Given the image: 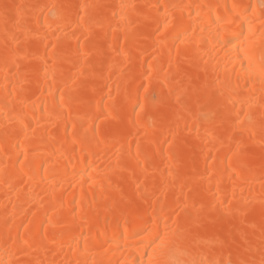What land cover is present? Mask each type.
<instances>
[{"label": "bare ground", "instance_id": "1", "mask_svg": "<svg viewBox=\"0 0 264 264\" xmlns=\"http://www.w3.org/2000/svg\"><path fill=\"white\" fill-rule=\"evenodd\" d=\"M259 4L0 0V264H167L163 221L200 264H261ZM241 5L251 25L218 43L208 25Z\"/></svg>", "mask_w": 264, "mask_h": 264}, {"label": "snow or ice", "instance_id": "2", "mask_svg": "<svg viewBox=\"0 0 264 264\" xmlns=\"http://www.w3.org/2000/svg\"><path fill=\"white\" fill-rule=\"evenodd\" d=\"M172 7L176 8L177 6L173 5ZM184 7L192 8V7H198V6L186 5ZM235 7L236 6H234V8ZM239 7L242 9V11L237 12L233 10L231 11L230 15H225L223 17H217L215 20L211 22V24L208 25L207 30L209 31L211 36L216 38L218 43L221 42L219 40L220 33L226 30L229 25H234L236 22H239L241 25L245 23L251 25L250 16L255 11L256 6L241 5ZM258 7L261 11V14L264 15V0H260V4L258 5ZM193 15L199 16V12L189 13V17ZM171 22H172V18L170 14L165 10L164 19L157 28V44L158 45L164 42L163 40L160 39V36L163 34L164 31L168 29ZM199 31L201 30L189 24L187 28L184 29V31L180 32L177 35V39H179L180 42H183L182 38H189L190 42L195 43V40L197 38ZM249 31H251L250 27H249ZM241 35H243V33H241ZM204 43L207 44L208 41L205 40ZM234 59L240 61L241 66H243L244 61L247 60L248 67L245 69L246 74L249 77L255 74L251 59L249 58L247 52L242 47H237L235 49ZM260 75L264 77V70L261 71ZM146 91L147 89L145 88V92ZM143 108H144V103L141 101L139 97H137L136 103L134 105V112L137 110L142 111ZM93 135H95V126L93 127ZM163 222L166 225V227L164 228L163 231H159V230L157 231L155 237L152 240V244H154L157 248H161V249L167 246L169 248V251L175 254V258L167 262V264H200V262L188 258L189 249L184 243L181 242V233H176L175 240H173L170 244H166L170 229L167 227V221H163ZM191 230H192L191 228L185 229L186 232H190ZM244 264H246V262H244ZM261 264H264V260L261 261Z\"/></svg>", "mask_w": 264, "mask_h": 264}]
</instances>
